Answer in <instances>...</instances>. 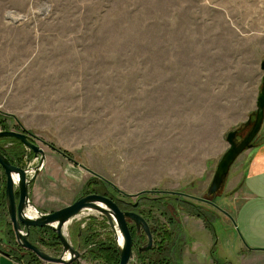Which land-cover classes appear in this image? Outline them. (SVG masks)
<instances>
[{"label": "rangeland", "instance_id": "obj_1", "mask_svg": "<svg viewBox=\"0 0 264 264\" xmlns=\"http://www.w3.org/2000/svg\"><path fill=\"white\" fill-rule=\"evenodd\" d=\"M263 63L264 0H0V115L59 171L55 185L37 179L31 186L32 206L53 213L111 191L130 211L149 193L138 210L157 234L153 248L140 252L148 239L132 232L130 264H150L158 253L170 264H239L231 232L248 150L220 190L209 191L229 133L241 143L252 131ZM17 143L1 142L9 160L35 168L40 161ZM70 167L87 171L86 180L75 182ZM1 180L5 193L4 173ZM4 196L0 252L49 264L18 245ZM33 230L34 245L62 256L53 230L57 243L46 229ZM89 230L92 244L84 241ZM166 232L178 247L160 248ZM65 235L81 254L73 264H103L90 256L99 241L120 259L117 233L98 212H82Z\"/></svg>", "mask_w": 264, "mask_h": 264}, {"label": "water", "instance_id": "obj_2", "mask_svg": "<svg viewBox=\"0 0 264 264\" xmlns=\"http://www.w3.org/2000/svg\"><path fill=\"white\" fill-rule=\"evenodd\" d=\"M264 72V63L262 64ZM264 124V77L261 93L257 100V115L254 122L252 131L241 142L237 143V132L232 131L227 137L229 143V150L224 155L223 159L218 165L212 182L209 195L216 194L223 184L224 178L229 174L231 166L238 159V157L245 151L253 147L252 143L261 132ZM6 140H16L31 150L35 158L40 162L30 170L22 169L12 164L6 155L5 149L2 147L1 142ZM46 161V154L44 149L36 145L29 135L15 131H2L0 132V184L2 173L6 177V204L10 220L13 224L17 243L20 247L27 249L37 255L42 261L49 264H73L78 261L81 254L80 251L75 249L71 242L65 235V227L82 212L89 210L95 211L103 215L109 221L112 229L117 233L119 231L123 238V245L119 243L118 247L120 254V264H130L134 258L135 242L132 236V223L138 230H143L147 236L148 244L145 248L140 249V252H147L153 248L154 239L151 227L148 221L140 214L133 211H124L119 204L102 195H88L75 202L74 204L63 208L53 213L43 214L38 213L37 218H32L27 215L30 208L36 209L32 206L31 186L39 177ZM30 173H34L33 177H29ZM15 177L18 178L19 183H16ZM137 207V205L135 206ZM51 229L57 235L63 246L64 252L61 257H54L30 241V235L33 229ZM118 238V234H117ZM11 256L9 254H4Z\"/></svg>", "mask_w": 264, "mask_h": 264}, {"label": "crops", "instance_id": "obj_3", "mask_svg": "<svg viewBox=\"0 0 264 264\" xmlns=\"http://www.w3.org/2000/svg\"><path fill=\"white\" fill-rule=\"evenodd\" d=\"M52 163L48 157L36 182L51 179L50 185H55L54 174L59 171L54 172ZM64 164L60 168L66 177ZM241 169V187L238 191L239 201L234 214L231 240L236 241L237 256L241 255L238 258L239 264H264V126L254 146L248 150L247 161ZM69 170L75 182H82L88 177L87 171L75 167H70ZM0 264L22 263L0 252Z\"/></svg>", "mask_w": 264, "mask_h": 264}, {"label": "trees", "instance_id": "obj_4", "mask_svg": "<svg viewBox=\"0 0 264 264\" xmlns=\"http://www.w3.org/2000/svg\"><path fill=\"white\" fill-rule=\"evenodd\" d=\"M0 127H2L3 131H8V125L6 123V121L4 120V118L0 115ZM15 142V141H14ZM19 146H21V143H17ZM108 193L110 194H107L105 193V195H107L108 197H111L113 199H115V201L119 204V206L122 208V209H126L129 207V201H123L121 199H119L118 197H113V195H111V191H109ZM4 191H1L0 192V209H5V205H4V199H5V196H4ZM148 194L149 193H141L139 195V205H138V208H141V203L144 199L148 200ZM131 198V197H130ZM178 199V198H177ZM134 205V204H132ZM198 214L197 216H199L200 218H202L207 227L209 225V222H207L202 214H200L199 210H197ZM2 220H4V217L2 216ZM211 227H213L214 225H210ZM90 228V227H89ZM209 228V227H208ZM214 230V229H212ZM50 236H54V239H52L51 242H54V243H57L58 240L56 239L55 235L52 234V232L50 231V229H47L46 230ZM32 233H34L36 235V231L35 230H32ZM54 233V231H53ZM165 236V237H164ZM162 237L165 238L163 241H161V243L159 244L160 248L162 249V247H166V249H171L170 246H172V248H175V247H178V244L174 242V244H170V235L168 234V232H166L165 234L163 233L162 234ZM84 241H86L87 244H92L94 243L95 241H97V236L95 234V231L94 230H89L88 233L85 235V238H84ZM43 244H45V242L43 241ZM109 243H104L102 241H99L96 243V249L91 251L90 252V256L95 259V260H100L103 262V264H119V256H118V252L117 250L115 249V247L113 246H109L108 245ZM162 252V251H161ZM10 255V254H9ZM149 255V254H148ZM153 255V254H152ZM12 256V255H11ZM33 259L37 260V255L35 256L34 254L32 255ZM170 256L165 254H161V253H158V254H155L153 256H150L149 259V263L150 264H170L169 263V258ZM146 258V257H145ZM17 260V259H16ZM20 261V260H19ZM146 261V259L144 260ZM21 262V261H20ZM216 262L219 263V264H223L221 263L218 259H216ZM227 264H230V262H227Z\"/></svg>", "mask_w": 264, "mask_h": 264}, {"label": "flooded vegetation", "instance_id": "obj_5", "mask_svg": "<svg viewBox=\"0 0 264 264\" xmlns=\"http://www.w3.org/2000/svg\"><path fill=\"white\" fill-rule=\"evenodd\" d=\"M178 199H180V197H178ZM204 202H207V204L210 206V203H211V201L209 200V199H207V200H203ZM187 202V201H186ZM189 203V202H188ZM189 204H191V205H193L192 203H189ZM136 205H139V204H134V205H132L131 206V208L129 209L130 211H133V212H136V213H138V214H140V215H142L140 212H139V210H138V206L137 207H135ZM211 207V206H210ZM202 209V208H201ZM128 210V209H127ZM202 214V213H201ZM205 218V220L207 221V215H206V213H205V215H203ZM137 229V227L132 223V227H131V230H132V232L133 233H135V235L137 234V235H140L139 237L141 238V239H144V240H147V237H146V234H145V232L142 230L139 234H138V230H136ZM152 234H153V239H155V236H156V232H155V230H153L152 231ZM177 264H179V263H177Z\"/></svg>", "mask_w": 264, "mask_h": 264}, {"label": "bare ground", "instance_id": "obj_6", "mask_svg": "<svg viewBox=\"0 0 264 264\" xmlns=\"http://www.w3.org/2000/svg\"><path fill=\"white\" fill-rule=\"evenodd\" d=\"M15 181H16V183H19V180H18L17 177H15ZM37 212H38L37 209L30 208V209L28 210V212H27V215H28L29 217H32V218H37V217H38V213H37ZM117 234H118L119 243H120L121 245H123V238H122V236L120 235L119 231H117Z\"/></svg>", "mask_w": 264, "mask_h": 264}]
</instances>
